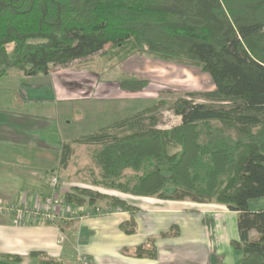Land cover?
Listing matches in <instances>:
<instances>
[{
  "label": "trees",
  "instance_id": "16d2710c",
  "mask_svg": "<svg viewBox=\"0 0 264 264\" xmlns=\"http://www.w3.org/2000/svg\"><path fill=\"white\" fill-rule=\"evenodd\" d=\"M95 55L115 62L146 55L193 66L210 77L214 89L203 93L201 103L193 101V92L171 103L181 121L169 129L156 128L166 105L158 101L63 142L59 167L67 168L72 145L83 142L93 147L98 167L90 185L224 205L238 214L239 240L231 244L242 255L239 264H264V209H249L250 200L264 198V0H0V80L15 73L45 75ZM147 83L123 79L119 88L139 92ZM98 201L106 203L107 212H128L131 219L119 227L133 233L137 209L125 200L79 187L61 195L63 205L92 207V216L102 213ZM178 233L174 225L161 236ZM153 242L123 253L155 258ZM28 257L35 264H63L43 252ZM23 261L0 255V264Z\"/></svg>",
  "mask_w": 264,
  "mask_h": 264
},
{
  "label": "crops",
  "instance_id": "0c3cea01",
  "mask_svg": "<svg viewBox=\"0 0 264 264\" xmlns=\"http://www.w3.org/2000/svg\"><path fill=\"white\" fill-rule=\"evenodd\" d=\"M66 72L65 68L53 67L45 75L15 73L0 80V88L5 89L0 92L1 207L37 201L49 193L48 174L53 163L61 170V145L72 136L68 132L71 123L63 124L59 118L79 99L85 100L78 91L65 88L73 80L66 77ZM106 97L110 98L106 89L100 88L89 99L94 100L91 107H100L98 103L106 101ZM100 113L92 111L93 117ZM109 191L107 195L123 199L137 209L132 234L119 227L131 215L117 210L80 216L72 227L75 229L65 228L71 231L72 235L66 234L70 239L56 225L17 223L14 218L0 216V255H18L31 260L29 264H35V259L28 257L34 251L63 264H81L83 257L90 264H239L242 255L231 244L239 240L237 212L215 203L169 201ZM256 200L263 203L252 205L255 201L250 200L252 212L264 209V198ZM174 225L178 235L161 236ZM254 236L256 233L251 232L250 237ZM148 239L154 240L155 258L123 253L124 249H132Z\"/></svg>",
  "mask_w": 264,
  "mask_h": 264
},
{
  "label": "rangeland",
  "instance_id": "374dc122",
  "mask_svg": "<svg viewBox=\"0 0 264 264\" xmlns=\"http://www.w3.org/2000/svg\"><path fill=\"white\" fill-rule=\"evenodd\" d=\"M64 68L67 71L65 73L66 77L73 79L68 82V85H65V88L69 91H78V94L82 96L81 99H85L84 101L79 99V102H75L77 104H74L75 106L72 107L70 111L65 112L64 115L59 118L63 124L67 121L71 123L68 125V132H70L72 137L67 141H76L80 137L94 132L101 126H107L126 116H132L144 108L156 104L158 101H163L166 105L159 111L161 120L158 122L156 128L169 129L178 125L181 121L180 117L176 116L171 110V103L179 97H187L188 93L191 92L197 93L193 101L201 103L205 101L203 93L214 89L210 77L202 73L198 68L162 62L146 55L130 56L122 62H115L114 60L108 59L107 56L98 57V55H95L81 62H72ZM131 78L147 80V86L139 92H122L119 88L120 81ZM100 88H105L106 95H109L110 98L106 97V101L103 99L104 102H100L102 104L98 103V105L101 106L97 107L99 108L97 109L91 107V101L94 100L89 99L93 98L96 91L99 92ZM4 91L5 89L1 87L0 92ZM99 96L101 95L99 94ZM108 103L110 105L106 107L105 104L107 105ZM94 109L96 111L100 110L101 113L93 117L92 111ZM40 111L39 109V112ZM72 148L73 155L67 168L60 170L55 167L56 164L53 163L48 174L49 178L51 175H56L58 178V185L56 188L57 203L55 204L57 207L56 209L53 207L57 214L56 218L51 222L38 219H28L25 222L33 223L35 221L40 224L47 223L56 225L61 233H64L65 237L72 234L71 231L65 230L63 222L69 220V230H73L75 228L72 227L77 224L80 216L79 214H81V216H90L89 211H93V208H82V210L78 212L76 207L63 205L61 203V195L63 192L68 191L70 187H79L95 190L101 194L110 193L108 189L90 185L89 183L91 171L95 172L98 169L92 158L93 147L83 144V142H78V144H73ZM48 192L51 191L49 190ZM48 195L49 193L45 196L47 197ZM44 197L40 196L39 202L42 201L41 199ZM252 201H255L251 202L252 205H260L263 203V200H258V203H256V199ZM33 203H35V201H33L30 206L33 205ZM105 204L106 203L102 201L96 203V206L98 205L101 209H99V211L102 212L101 214L105 213H103V211H109ZM0 216L14 218L17 223L21 222L17 218V212L9 211L8 207H4V205L2 207L0 205ZM67 238L70 239V237ZM23 263L29 264L32 262L31 260L25 259Z\"/></svg>",
  "mask_w": 264,
  "mask_h": 264
},
{
  "label": "built area",
  "instance_id": "2783aa9c",
  "mask_svg": "<svg viewBox=\"0 0 264 264\" xmlns=\"http://www.w3.org/2000/svg\"><path fill=\"white\" fill-rule=\"evenodd\" d=\"M58 185V178L56 175L51 176L49 181L50 186V194L44 198H42L39 202V199L33 203V205H29L26 202L21 203L20 205H13L8 207L9 211L17 212V218L20 221H27L28 219H38L47 222L53 221L57 214L54 209H56V188ZM54 207V209H53ZM72 213V212H70ZM72 218V217H71ZM82 264H88V260L86 257L81 259Z\"/></svg>",
  "mask_w": 264,
  "mask_h": 264
}]
</instances>
